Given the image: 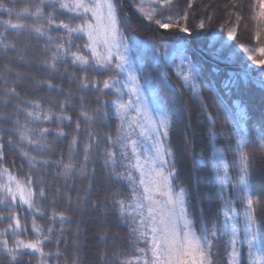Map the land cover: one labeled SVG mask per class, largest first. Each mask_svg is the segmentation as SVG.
Returning <instances> with one entry per match:
<instances>
[{
  "label": "snow or ice",
  "instance_id": "1",
  "mask_svg": "<svg viewBox=\"0 0 264 264\" xmlns=\"http://www.w3.org/2000/svg\"><path fill=\"white\" fill-rule=\"evenodd\" d=\"M18 2L19 0H0V10L3 14L15 18V22L12 18L0 19V58L6 61L0 66V82L4 85L0 88V104L13 109L11 113L0 112V118L12 125L8 128L0 127V133L9 134L7 143L26 161L28 172L21 180L9 168L3 166L5 137L0 135V205L7 210V215L0 214V222L10 221L6 228L0 229V264H25L23 257L29 252L39 253L40 264H47L53 257L57 258V264H60L64 252L58 247L61 240L57 237L63 236L62 226L69 217L64 211L58 212L55 208L51 209L50 215L41 211L42 205L39 201L47 199L46 181L42 175L33 177V172L39 173L43 166L55 164L57 168L62 169L57 175L67 179L79 170L87 179V165L91 162L94 151L96 155L103 156V165L108 168L111 178L126 181L130 186L129 198L114 200V203L119 218L128 225L129 234L133 237V255L129 256L125 251L113 253L116 264H217L213 257L218 253H214L212 249L216 247L215 241L223 237L228 238L225 251L227 252L229 247L232 249L228 254V264H237L240 258L237 244L242 242L238 240L241 229L238 227L239 214L230 196L223 208V222H217L209 228L207 220H197L189 213L185 189L180 188L178 193L173 191L171 178L175 173L167 159L172 155V151L166 143L172 119L165 112L159 96L155 93L153 96L144 94L145 88L151 89L153 86L150 83L142 85L133 71L131 48L120 27L114 0H27V6L19 10L15 7ZM149 2L154 7L147 13L141 6L143 0L140 4L133 3L132 6L160 28L169 29L174 25L180 31L189 32V28L181 27L173 16L162 15L173 11L174 0ZM188 7L191 8V3ZM65 13L70 14L69 22L59 20V15ZM156 15H161L162 19H154ZM182 19L187 21V11ZM252 19L256 22V37L259 39V25L264 22V0H259V12ZM75 20L82 22L73 26L72 21ZM165 20L168 22H164ZM239 20L237 14V23ZM198 27H205L203 20ZM60 29L64 31V35H51L53 30ZM10 30L15 33L12 39L8 38ZM228 36L235 40L236 29L230 30ZM85 37L86 42L83 45L75 44L76 39ZM33 40L46 42L43 46L45 55L36 63L50 72H57L58 64L68 62L80 68L83 75H73V82H78V91L89 89L91 86L98 93H105V90L116 93L115 99L110 101H103L102 96H97L98 106L91 111L86 107L85 97L78 96L83 128L81 120L77 119L74 121L75 129L72 133H65L63 130V122L72 121V117L67 114V108L74 106L71 90L65 93L62 87L54 85L50 80L38 79L12 68L13 60L23 64L33 63L26 59ZM237 47L243 49L245 54L249 51L243 45ZM85 51L88 55L84 54ZM9 52L15 53V56H9ZM261 52H264V49H261ZM257 63L264 65V60ZM189 69L190 72L193 70L191 65ZM246 69L255 71L259 76L260 86L264 87V68H254L251 62H247ZM91 72H112L114 75L106 79H95L89 75ZM182 79L185 84L194 85V76L191 74L184 75ZM45 86L50 91L64 96V99L47 95L29 98L17 91L18 87H30L31 91L36 93ZM193 94L198 95L194 88ZM124 96L128 99L125 100ZM109 106L114 109L119 120L115 138L110 133L100 137L94 131L98 118L107 116L106 109ZM200 107L212 125L209 129V135L212 137L215 135V121L207 112L205 103L201 102ZM224 118L226 124L231 126L235 142L233 160L238 162L239 177L236 187L246 199L243 232L247 238L248 259L250 264H264V256L255 251L258 240L262 242L264 250V225L257 220L254 200L248 193L253 154L247 150L248 145L255 141L259 150L264 152V132L258 139L250 137L242 110L235 117L225 110ZM45 122L59 123L55 129H49L41 126ZM261 127L264 128V121ZM53 132L57 139L71 137L67 163L64 162L63 156L57 161L43 158L44 153L51 149L52 142L49 137ZM101 139L107 141L102 149ZM117 147L119 152L115 150ZM77 148L82 152L83 163L73 162ZM219 162L218 171L223 172V191L224 185L231 182V173L223 154L220 155ZM117 167L125 168V172H118ZM165 168H169L167 174ZM66 199L70 204L71 196L68 195ZM20 206H24L32 217L30 227L37 237L35 240L19 238L29 229L28 217L25 216L22 222L20 214L15 211ZM36 214L48 219L49 223L38 224ZM57 224L61 227L57 228ZM7 235L13 237L11 244L4 239ZM141 243L144 247L138 246ZM46 244H56L57 248L54 252H46ZM121 256L124 259L120 260ZM104 259L107 264L108 258ZM71 264H86V261L76 254L71 259Z\"/></svg>",
  "mask_w": 264,
  "mask_h": 264
},
{
  "label": "trees",
  "instance_id": "2",
  "mask_svg": "<svg viewBox=\"0 0 264 264\" xmlns=\"http://www.w3.org/2000/svg\"><path fill=\"white\" fill-rule=\"evenodd\" d=\"M114 2L120 18V27L131 48L133 71L142 85L150 83L153 86L151 89L145 88L144 94L153 96L155 93L159 96L165 112L172 119V127L166 143L172 151V155L167 159L175 173L171 178L173 191L178 193L180 188L185 189L189 213L197 220H207L209 228L217 222H223V208L226 199L230 196L239 214L238 227L241 229L238 240L242 242L237 244L240 252L237 264H250L247 255V238L243 232L246 199L236 187L239 177L238 162L233 160L235 142L231 126L225 122L224 111L227 110L235 117L242 110L245 114V127L250 137L258 139L264 132V128L261 127L264 121V87L260 86L258 74L251 69H246L247 62H251L254 68H264V65L257 63L264 60V52H261V49H264V22L259 25L261 35L257 39L256 22L252 19L259 12V0H174L173 11L162 15L173 16L175 22L181 27L189 28L187 33L180 31L174 25L169 29H163L154 21L147 20L132 6L133 3L140 4L141 0H114ZM189 3L191 8L188 7ZM25 6H27V0H19L15 4L18 10ZM141 6L145 13L154 7L149 0H143ZM185 11L188 12L186 22L182 19ZM237 14L240 17L239 23H237ZM9 18L15 22L14 17H9L0 10V19ZM154 19H162V16L156 15ZM59 20L69 22L70 14H60ZM201 20L205 23L203 29L198 27ZM81 22L80 20L72 21L73 26ZM233 28L236 29L235 40L228 36ZM64 34L62 29L53 30L51 33L53 36ZM14 36L15 33L10 30L8 38L12 39ZM85 42L86 37L75 40L76 45H83ZM45 43L44 40L31 41L26 59L33 61L32 64L13 60L11 66L38 79L50 80L54 85L62 87L65 93L69 90L73 92L74 106L67 108V114L72 117V121L63 122L64 132L72 133L75 129L74 121L80 119L82 128L84 125L79 115L78 96L85 97L86 107L91 111L98 106L97 96H102L103 101H110L115 99L116 93L107 90L105 93H98L91 86L89 89L78 91V82H73V75H83V73L71 62L58 64L57 72H50L36 63L45 55L43 48ZM238 45L246 47L249 50L248 53L245 54L243 49L237 47ZM73 50L76 49L73 48ZM84 54L88 55V52L85 51ZM8 55L14 57L15 53L9 52ZM5 62L0 58V66ZM189 65L193 69L191 72ZM189 74L194 76V85L185 84L182 79L184 75ZM89 75L95 79H106L114 73L91 72ZM28 84L30 85L31 81ZM197 84L200 86V91L196 88ZM3 87V83L0 82V88ZM193 88L198 95L193 94ZM17 91L29 98L47 95L64 99V96L50 91L46 86L36 93H33L30 87L23 89L18 87ZM124 99L127 100L128 97L124 96ZM201 102L206 104L207 112L215 121V135L212 137L209 135L212 125L201 111ZM12 111L11 107L0 104V112L11 113ZM106 111L107 116L98 118L94 131L100 137L110 133L115 138L119 120L111 106ZM57 123L45 122L41 126L55 129ZM11 126L4 118H0V127ZM0 135L5 137L3 166L23 180L28 172L26 161L18 151L12 150L8 145L9 134L0 133ZM49 140L52 142L51 149L44 153L43 158L57 161L63 156L64 162L67 163L71 137L57 139L53 132ZM100 144L102 149L107 141L101 139ZM217 149L226 157L231 173V182L223 191L216 181L212 158L213 152ZM115 150L119 152L118 147ZM247 150L253 154L248 193L254 200L256 218L261 225H264V152L259 150L255 141L248 145ZM75 152L73 162L83 163L80 148H77ZM87 167V179L80 174L79 170L67 179L57 175L62 172V169L57 168L55 164L43 166L39 173L33 172V177L42 175L46 181L47 199L39 201L42 205L41 211L50 215L51 209L55 208L58 212L64 211L69 217L62 226L63 236L57 237L61 240L58 247L64 252V256L60 258V264H71V259L76 254L85 260L86 264H106L105 257L108 258L107 264H116L113 253L125 251L129 256L133 255L131 252L133 237L129 234L128 225L119 218L117 206L114 203V200L129 198L130 186L126 181L111 178L108 168L103 165V156L96 155L95 151ZM116 170L125 172L123 167H117ZM168 171L169 168H165L166 174ZM68 195L71 196L70 204L66 199ZM78 197L79 203H77ZM15 211L20 214L22 222L25 216L28 217L29 222L27 233L19 238L37 239L30 227L32 217L26 208L20 206ZM0 214L7 215V210L2 205H0ZM36 221L40 225L49 223L48 219L41 218L39 214H36ZM9 222H0V229L6 228ZM56 227L60 228L61 225L57 224ZM197 227L199 229V225ZM4 239L11 244L13 237L7 235ZM227 239L223 237L215 241L216 247L212 251L218 253L213 257L217 264H228V254L232 249L229 247L227 252L225 251ZM261 245L262 242L258 240L255 251L264 256ZM138 246L144 247V244L141 243ZM56 248V244L44 246L46 252H54ZM119 259L122 260L124 257L121 256ZM23 260L25 264H40L41 257L39 253L29 252ZM47 264H57V258L49 259Z\"/></svg>",
  "mask_w": 264,
  "mask_h": 264
},
{
  "label": "rangeland",
  "instance_id": "3",
  "mask_svg": "<svg viewBox=\"0 0 264 264\" xmlns=\"http://www.w3.org/2000/svg\"><path fill=\"white\" fill-rule=\"evenodd\" d=\"M196 88L198 89V91H200V86L198 84H197ZM221 154H223V153L220 150H218V149L215 150L213 152V154H212L213 163H214V167H215V171H216V181L218 182V185H219L220 189H221V177L223 176V172L222 171H218L220 169L219 157H220ZM228 184L229 183H226L224 185L223 189H226Z\"/></svg>",
  "mask_w": 264,
  "mask_h": 264
}]
</instances>
